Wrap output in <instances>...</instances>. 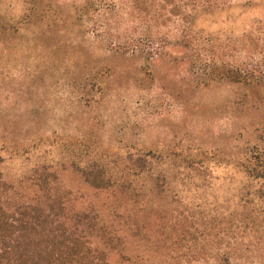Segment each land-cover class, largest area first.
Wrapping results in <instances>:
<instances>
[{
    "label": "clouds",
    "instance_id": "1",
    "mask_svg": "<svg viewBox=\"0 0 264 264\" xmlns=\"http://www.w3.org/2000/svg\"><path fill=\"white\" fill-rule=\"evenodd\" d=\"M0 264H264V0H0Z\"/></svg>",
    "mask_w": 264,
    "mask_h": 264
}]
</instances>
